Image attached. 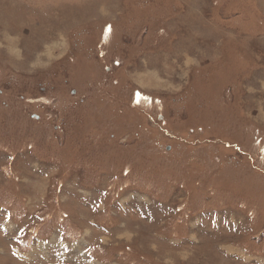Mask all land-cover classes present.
<instances>
[{"label":"rangeland","instance_id":"1","mask_svg":"<svg viewBox=\"0 0 264 264\" xmlns=\"http://www.w3.org/2000/svg\"><path fill=\"white\" fill-rule=\"evenodd\" d=\"M0 264H264V0H0Z\"/></svg>","mask_w":264,"mask_h":264}]
</instances>
